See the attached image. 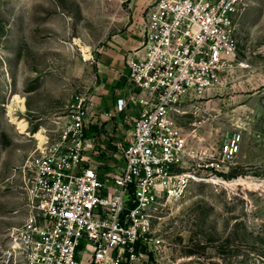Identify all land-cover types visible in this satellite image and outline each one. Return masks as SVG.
<instances>
[{
	"label": "rangeland",
	"instance_id": "obj_1",
	"mask_svg": "<svg viewBox=\"0 0 264 264\" xmlns=\"http://www.w3.org/2000/svg\"><path fill=\"white\" fill-rule=\"evenodd\" d=\"M140 4L0 0L10 73L0 82V264H24L4 257L7 233L28 214L23 168L47 141L60 140L77 97L91 103L102 54L131 27ZM146 8L138 15L144 18ZM236 40L233 66L220 84L176 116L196 150L187 168L199 181L154 220L152 264H264V0H250L236 19ZM42 130L43 141L34 137ZM101 131L92 138L102 152L101 144L109 143ZM234 138L237 153L224 157ZM119 143L108 147L124 149L127 137Z\"/></svg>",
	"mask_w": 264,
	"mask_h": 264
},
{
	"label": "built area",
	"instance_id": "obj_2",
	"mask_svg": "<svg viewBox=\"0 0 264 264\" xmlns=\"http://www.w3.org/2000/svg\"><path fill=\"white\" fill-rule=\"evenodd\" d=\"M249 4L155 0L146 8L144 44L126 60V77L138 93L116 106L119 113L129 104L142 107L131 140L113 153L115 167L106 166L88 138L91 103L77 97L60 140L47 141L23 168L28 214L7 233L4 257L24 264H152L154 220L199 181L187 168L196 150L176 116L233 66L236 19ZM9 79L0 37V82ZM237 151L234 138L224 157Z\"/></svg>",
	"mask_w": 264,
	"mask_h": 264
},
{
	"label": "crops",
	"instance_id": "obj_3",
	"mask_svg": "<svg viewBox=\"0 0 264 264\" xmlns=\"http://www.w3.org/2000/svg\"><path fill=\"white\" fill-rule=\"evenodd\" d=\"M155 0H141L137 8L136 17L129 20L130 28L115 35L109 47L103 52L99 62L97 82L94 86L95 93L90 97V123L88 125V138L96 147L99 145L96 139L92 138L98 130H102L101 137H107L108 143L101 144L103 163L110 169L116 165L113 153L119 149H110L108 146H119V140L127 137L131 140L134 120L142 111L140 105H128L125 112L117 111V100L120 98L129 99L131 95L137 94L138 90L128 81L126 77V58L133 51H137L144 44V18L138 15L144 6L148 7ZM141 13V12H140ZM112 115V116H110ZM101 131V132H102Z\"/></svg>",
	"mask_w": 264,
	"mask_h": 264
},
{
	"label": "bare ground",
	"instance_id": "obj_4",
	"mask_svg": "<svg viewBox=\"0 0 264 264\" xmlns=\"http://www.w3.org/2000/svg\"><path fill=\"white\" fill-rule=\"evenodd\" d=\"M14 100H17V101H19V102H18L19 104H22V103H24V102H23V100H21V99H20V98H18L17 96H15V97H14ZM42 133H43V130H42V131H40L39 133L35 134V136H34V137H37L38 139H41V141H43V140H44V137H43Z\"/></svg>",
	"mask_w": 264,
	"mask_h": 264
}]
</instances>
